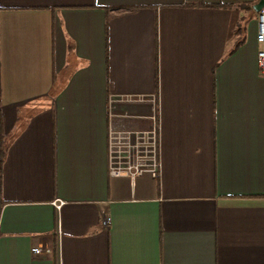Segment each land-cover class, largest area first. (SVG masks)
<instances>
[{
  "label": "crops",
  "instance_id": "0c3cea01",
  "mask_svg": "<svg viewBox=\"0 0 264 264\" xmlns=\"http://www.w3.org/2000/svg\"><path fill=\"white\" fill-rule=\"evenodd\" d=\"M260 1L0 0V264H264Z\"/></svg>",
  "mask_w": 264,
  "mask_h": 264
},
{
  "label": "built area",
  "instance_id": "2783aa9c",
  "mask_svg": "<svg viewBox=\"0 0 264 264\" xmlns=\"http://www.w3.org/2000/svg\"><path fill=\"white\" fill-rule=\"evenodd\" d=\"M256 24V64L260 74L264 76V6L257 13ZM158 134L156 121L149 130H116L110 127L107 139L109 176L133 181L148 174L153 180H157L160 176ZM61 205L62 202H58L56 207ZM109 223L108 217L102 219V226L106 227ZM31 253L40 255L42 249L33 248Z\"/></svg>",
  "mask_w": 264,
  "mask_h": 264
},
{
  "label": "water",
  "instance_id": "95a60500",
  "mask_svg": "<svg viewBox=\"0 0 264 264\" xmlns=\"http://www.w3.org/2000/svg\"><path fill=\"white\" fill-rule=\"evenodd\" d=\"M264 6V0H261L255 7L254 10L259 11Z\"/></svg>",
  "mask_w": 264,
  "mask_h": 264
},
{
  "label": "trees",
  "instance_id": "16d2710c",
  "mask_svg": "<svg viewBox=\"0 0 264 264\" xmlns=\"http://www.w3.org/2000/svg\"><path fill=\"white\" fill-rule=\"evenodd\" d=\"M0 164H1V161H0Z\"/></svg>",
  "mask_w": 264,
  "mask_h": 264
}]
</instances>
